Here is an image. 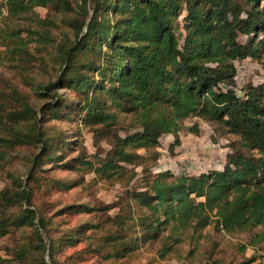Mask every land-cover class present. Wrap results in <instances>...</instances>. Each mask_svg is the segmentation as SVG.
<instances>
[{"label":"trees","instance_id":"16d2710c","mask_svg":"<svg viewBox=\"0 0 264 264\" xmlns=\"http://www.w3.org/2000/svg\"><path fill=\"white\" fill-rule=\"evenodd\" d=\"M75 2L77 9L71 0H6V17L0 4V18L30 19L36 27L12 28L0 19V63L2 53L28 63L36 59L31 43L37 44V53L39 42L50 43L49 28L39 31V22L46 24L48 16L41 19L37 8L58 17L74 15L63 16L74 38L67 35L59 45L60 74L55 82L35 88L37 96L53 102L39 108L29 93L0 89V162L21 147L37 150L27 157L25 175L9 174L10 184L0 191V241L26 227L34 228V237L27 244L0 247V264H58L56 256L64 248L98 229L84 224L53 238L37 194L79 185L55 177L54 167L94 172L99 180H126L130 186L140 181L126 195L142 214L137 220L116 216L119 233L106 238L110 244L121 240L118 257L163 239L166 232L178 241L186 232L214 225L227 234H249L241 250L250 247L254 254L241 264H264V83L244 85L241 96L234 89L237 62L250 59L264 65V0ZM67 91L76 98L66 97L71 94ZM123 117L131 127L125 136L119 134ZM49 119L79 122L94 134L95 147L104 140L111 149L93 163L81 150L84 143L65 134L47 136L41 123ZM193 119L212 127L213 143L227 139L231 152L224 170L199 175L159 171L163 139L174 137L169 151L175 155L185 124ZM188 131L200 135V124ZM74 146L78 156L67 160ZM65 212L94 210L81 204L59 213ZM129 222L135 232L136 226L141 228L140 237H128Z\"/></svg>","mask_w":264,"mask_h":264},{"label":"rangeland","instance_id":"374dc122","mask_svg":"<svg viewBox=\"0 0 264 264\" xmlns=\"http://www.w3.org/2000/svg\"><path fill=\"white\" fill-rule=\"evenodd\" d=\"M71 1L75 9H77V2L75 1L82 4L83 0ZM0 4L4 10V17H6V0H0ZM36 11L41 19H46L48 16L46 24L41 25L39 22V31H44L45 27L49 28L51 41L46 45L39 42V53L35 49L37 44L31 43L30 51L36 59H30L28 63L26 62L27 58L26 61L18 57L9 59L8 55L2 53L0 63V77L2 78L0 79V89L13 87L23 93H29L32 103L40 108L46 103L53 102V100L42 98L40 94L37 96L35 88L37 85L41 88L42 86L55 82L58 74H60L58 63L59 45L65 42L66 39H69L67 35L72 39L74 38L73 31L65 24L63 16L73 18L74 15L65 14L58 17L53 13L49 14L48 9L45 8H37ZM4 17L0 18L2 19L1 22H6L12 28L22 26L28 29H36L30 19L11 22L4 20ZM1 22L0 27L3 26ZM236 64L238 67L236 77L237 87L238 84L240 87H243L249 83L255 85L264 83L263 64L250 59L237 62ZM25 68H27V72H25ZM221 88L226 91L228 86L222 85ZM63 92L60 91V93ZM68 93L71 94L65 93L66 97L70 99L76 98L72 92ZM237 93L239 96L242 95L241 92ZM1 98L2 95L0 94V100L3 99ZM129 122L130 119H123L121 126H124V129H121L122 127L120 126V135L125 136L128 130L131 129ZM194 123L205 126L204 130H208L211 137L213 134L212 127L196 119L186 122L183 133H186ZM41 126L47 136L65 134L71 141L75 140V142L84 143L85 150H81L84 151V154L93 163H97V160L104 158L111 149L109 142L104 140L98 147H95L94 134L88 129L83 128L79 122L70 123L49 119L41 123ZM169 141L164 138L163 146L160 148L162 154L160 159L161 167H164V170L168 168L167 170L174 172L176 175H183L185 173L193 175L194 165L187 166L169 161L174 156L169 151ZM219 141L215 144H218ZM226 143L228 144V141ZM74 148L75 151L65 157L67 160L78 156V147L74 146ZM36 151L33 147H21L13 152V158L5 162H0V191L10 184V180L8 179L9 174H15L16 176L25 175L29 168L27 157L34 156ZM230 152L231 149H229ZM140 153L144 154V151ZM164 155L166 156L164 157ZM46 167L50 168V166ZM83 171H67L59 167H54L51 174L55 177L71 183H79V185L70 191H55L50 195L45 194L44 191L37 194L36 197L39 208L46 219V227L50 230L53 238H60L62 235L69 234L84 224L98 226V229L89 231L86 234L89 236L88 238L80 236L81 240L79 239L80 241L74 247L64 248L56 256L58 264H241L254 254V250L250 247L244 253L241 250V245L248 244L250 240L249 234H227L219 231L214 225H211L201 232H186L180 236L178 241L169 232H166L161 237L163 239L144 245L139 244V249L127 254L125 253L123 257H118L116 254L121 253L120 251L123 246L121 240L110 244L106 243V238L112 234L119 233L118 226L113 223L116 216H133L137 220L142 214L141 210L126 195L127 191H131L139 186L140 181L138 180L130 186L126 180H123L121 183L99 180L94 172L86 173ZM139 171L141 172V169ZM81 204L87 205L94 212L88 214L59 213L70 205ZM108 207L111 209L106 210ZM136 224L135 221L134 225ZM132 225L130 223L127 228L128 237H140L141 235L139 233L141 232V228L136 226L135 232ZM167 234L169 239H165L164 237ZM32 237H34V228L26 227L2 239L0 241V247L3 249L5 247L19 246L24 243L27 244ZM167 247L170 249L166 251ZM163 254L166 255L163 257Z\"/></svg>","mask_w":264,"mask_h":264},{"label":"crops","instance_id":"0c3cea01","mask_svg":"<svg viewBox=\"0 0 264 264\" xmlns=\"http://www.w3.org/2000/svg\"><path fill=\"white\" fill-rule=\"evenodd\" d=\"M205 126H200V135L196 136L187 131L180 135V145L175 148V155L169 161L183 165H194L193 175L207 173L209 171H223L229 154L227 139H222L218 144L210 140L209 131L204 130ZM169 145L174 141V137H165ZM172 140V141H171ZM166 155H164L165 157Z\"/></svg>","mask_w":264,"mask_h":264},{"label":"built area","instance_id":"2783aa9c","mask_svg":"<svg viewBox=\"0 0 264 264\" xmlns=\"http://www.w3.org/2000/svg\"><path fill=\"white\" fill-rule=\"evenodd\" d=\"M241 87L239 86V84H238V87L236 86V88H234L237 92H241L239 89H240ZM168 168H166V170H167ZM164 170V167H162V168H160L159 169V171H163Z\"/></svg>","mask_w":264,"mask_h":264}]
</instances>
